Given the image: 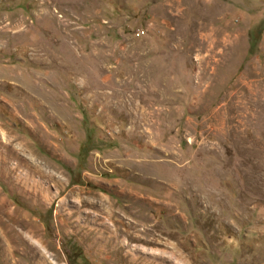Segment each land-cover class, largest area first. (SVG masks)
<instances>
[{
  "label": "rangeland",
  "instance_id": "1",
  "mask_svg": "<svg viewBox=\"0 0 264 264\" xmlns=\"http://www.w3.org/2000/svg\"><path fill=\"white\" fill-rule=\"evenodd\" d=\"M264 264V0H0V264Z\"/></svg>",
  "mask_w": 264,
  "mask_h": 264
},
{
  "label": "trees",
  "instance_id": "2",
  "mask_svg": "<svg viewBox=\"0 0 264 264\" xmlns=\"http://www.w3.org/2000/svg\"><path fill=\"white\" fill-rule=\"evenodd\" d=\"M69 264H72V263L70 262ZM82 264H86V262H85V261H83V263H82Z\"/></svg>",
  "mask_w": 264,
  "mask_h": 264
}]
</instances>
